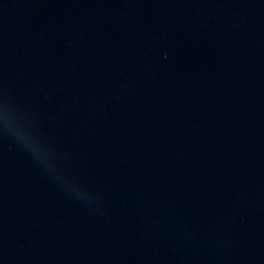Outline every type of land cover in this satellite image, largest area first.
Masks as SVG:
<instances>
[{"label":"water","instance_id":"obj_1","mask_svg":"<svg viewBox=\"0 0 264 264\" xmlns=\"http://www.w3.org/2000/svg\"><path fill=\"white\" fill-rule=\"evenodd\" d=\"M0 264H264V0H0Z\"/></svg>","mask_w":264,"mask_h":264}]
</instances>
